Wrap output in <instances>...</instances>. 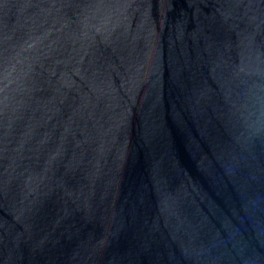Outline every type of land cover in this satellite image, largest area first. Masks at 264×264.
I'll return each instance as SVG.
<instances>
[{"label": "water", "instance_id": "95a60500", "mask_svg": "<svg viewBox=\"0 0 264 264\" xmlns=\"http://www.w3.org/2000/svg\"><path fill=\"white\" fill-rule=\"evenodd\" d=\"M0 264H264V0H0Z\"/></svg>", "mask_w": 264, "mask_h": 264}]
</instances>
